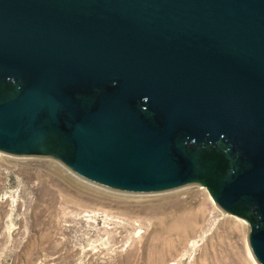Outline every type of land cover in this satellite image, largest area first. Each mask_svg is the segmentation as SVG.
Masks as SVG:
<instances>
[{
    "label": "water",
    "instance_id": "1",
    "mask_svg": "<svg viewBox=\"0 0 264 264\" xmlns=\"http://www.w3.org/2000/svg\"><path fill=\"white\" fill-rule=\"evenodd\" d=\"M0 150L196 182L264 264V0H0Z\"/></svg>",
    "mask_w": 264,
    "mask_h": 264
},
{
    "label": "rangeland",
    "instance_id": "2",
    "mask_svg": "<svg viewBox=\"0 0 264 264\" xmlns=\"http://www.w3.org/2000/svg\"><path fill=\"white\" fill-rule=\"evenodd\" d=\"M248 227L196 182L125 190L0 150V264H254Z\"/></svg>",
    "mask_w": 264,
    "mask_h": 264
},
{
    "label": "bare ground",
    "instance_id": "3",
    "mask_svg": "<svg viewBox=\"0 0 264 264\" xmlns=\"http://www.w3.org/2000/svg\"><path fill=\"white\" fill-rule=\"evenodd\" d=\"M238 219V218H237ZM248 252H250V251H248ZM250 255H251V253H250ZM251 257H252V260H253V263L254 264H258V262L256 263V260H255V257H254V255L252 254L251 255ZM216 259V258H215ZM213 260V259H212ZM212 262V261H211ZM216 262V261H215ZM173 264H176V263H174V262H172ZM216 264V263H215ZM230 264V263H229Z\"/></svg>",
    "mask_w": 264,
    "mask_h": 264
}]
</instances>
